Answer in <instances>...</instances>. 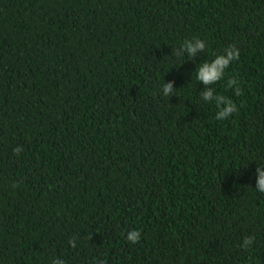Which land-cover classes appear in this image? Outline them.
I'll return each instance as SVG.
<instances>
[{
    "label": "trees",
    "instance_id": "obj_1",
    "mask_svg": "<svg viewBox=\"0 0 264 264\" xmlns=\"http://www.w3.org/2000/svg\"><path fill=\"white\" fill-rule=\"evenodd\" d=\"M257 167L264 0H0V264H264Z\"/></svg>",
    "mask_w": 264,
    "mask_h": 264
},
{
    "label": "clouds",
    "instance_id": "obj_2",
    "mask_svg": "<svg viewBox=\"0 0 264 264\" xmlns=\"http://www.w3.org/2000/svg\"><path fill=\"white\" fill-rule=\"evenodd\" d=\"M184 47L189 55H195L198 51H205L206 45L205 42L200 39H195L194 43L188 40L184 41ZM225 54H217L215 59L211 62H205L196 70V79L203 83L204 85H212L219 81H221L224 77L225 71L229 68L230 64L234 60H239L240 52L236 48L235 45L228 47ZM176 55V53H174ZM228 84H235L236 90L235 95H242L241 89L239 87V83L236 79H228ZM173 94L172 84H166L163 86V95L170 96ZM203 98L205 100L213 99V91L207 90L203 93ZM216 107L218 109L216 118L218 120H224L228 118L231 114L238 111L236 104L229 98L218 95L215 97ZM21 149L17 148L15 151L18 153ZM257 172L259 173V178L257 182V189L259 192L264 193V171H261L259 167H257ZM141 237V233L139 230H131L127 233V240L130 243H139ZM254 242L253 237H247L243 241V246L245 248L251 246ZM54 264H59V262H54Z\"/></svg>",
    "mask_w": 264,
    "mask_h": 264
}]
</instances>
